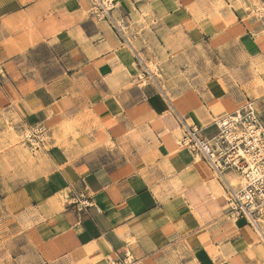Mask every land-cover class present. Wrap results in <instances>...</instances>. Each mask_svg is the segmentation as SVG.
<instances>
[{"label":"crops","instance_id":"0c3cea01","mask_svg":"<svg viewBox=\"0 0 264 264\" xmlns=\"http://www.w3.org/2000/svg\"><path fill=\"white\" fill-rule=\"evenodd\" d=\"M259 1L113 0L100 19L95 0H0V136L16 117L50 129L45 148L0 150V264L125 251L139 264H264V236L179 144L185 123L212 137L247 99L264 123Z\"/></svg>","mask_w":264,"mask_h":264},{"label":"built area","instance_id":"2783aa9c","mask_svg":"<svg viewBox=\"0 0 264 264\" xmlns=\"http://www.w3.org/2000/svg\"><path fill=\"white\" fill-rule=\"evenodd\" d=\"M113 0H96L94 13L100 19H108ZM253 13L264 17V0L253 7ZM117 33L122 27L114 23ZM3 69L0 67V78ZM218 129L215 135L207 137L195 124L185 123L179 144L203 159L211 168L225 191L227 206L234 219L244 218L260 236H264V123L252 99L215 121ZM50 129L44 121L28 127L23 142L28 148H45ZM228 174L237 175L240 181L231 182ZM79 211L91 206V201L81 195H74ZM81 199V200H80ZM112 264H139L130 252Z\"/></svg>","mask_w":264,"mask_h":264},{"label":"rangeland","instance_id":"374dc122","mask_svg":"<svg viewBox=\"0 0 264 264\" xmlns=\"http://www.w3.org/2000/svg\"><path fill=\"white\" fill-rule=\"evenodd\" d=\"M95 3H96V0H95ZM256 4L257 2L254 3V5ZM93 9H94V6H93ZM93 9L91 10L92 14L95 17H97ZM144 62L147 66H149V67H145V69L144 67H142L143 71L147 73L148 75L147 77H144L145 81L147 82L150 81V83L157 89L159 88V84L161 85L160 87H162L165 83V76L161 71V67H155V63H152L150 61H144ZM146 69L149 70V73L148 71L147 72L145 71ZM43 70L46 72L48 71V68L43 67ZM19 121H20L19 117L14 118L13 122H10L7 120L5 131L3 132V136H0V150H3L5 148H8V149L18 148V149L25 151L26 153L29 152V149L27 148L26 145H24V142H23V134H24L25 129H22L19 127L18 125ZM1 122L2 121L0 120V125H1ZM0 154H4V153L0 151ZM239 181H240L239 178L231 177V182L233 184H237Z\"/></svg>","mask_w":264,"mask_h":264},{"label":"bare ground","instance_id":"6f19581e","mask_svg":"<svg viewBox=\"0 0 264 264\" xmlns=\"http://www.w3.org/2000/svg\"><path fill=\"white\" fill-rule=\"evenodd\" d=\"M219 119V118H218ZM237 178H239L237 175H235Z\"/></svg>","mask_w":264,"mask_h":264}]
</instances>
